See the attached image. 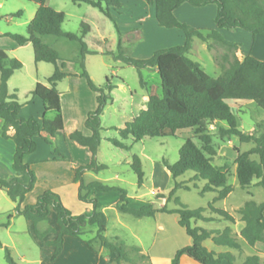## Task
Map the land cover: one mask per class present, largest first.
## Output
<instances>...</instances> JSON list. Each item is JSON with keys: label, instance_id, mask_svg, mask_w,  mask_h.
<instances>
[{"label": "trees", "instance_id": "trees-1", "mask_svg": "<svg viewBox=\"0 0 264 264\" xmlns=\"http://www.w3.org/2000/svg\"><path fill=\"white\" fill-rule=\"evenodd\" d=\"M73 1L87 3L98 8L117 26L116 19L121 13V0ZM146 2L155 6L159 26L181 29L185 34V41L181 45L158 49L148 58H136L126 51L122 37L119 35L117 50L106 53L138 69L144 87L146 82L142 76V69H155L161 79L162 94L150 93L147 105L141 108L133 119L126 121L122 126H115L119 137H110L108 141L113 146L128 151L130 145L124 142L126 139L139 142L144 137L175 136L179 130L183 129L194 128L197 131L202 142L201 146L193 138L188 137L180 149L178 161L171 162L165 157L161 160V164L169 171L174 183L169 192L156 193L157 198L165 199L164 205L157 207L149 202L139 208H134L129 204L128 192L125 188L100 180L87 181L85 179L86 170L92 169L98 172L107 167L105 163L98 162L97 154L102 141L101 115L106 104L112 99L111 93L115 86L109 78H107L106 85H96L86 69L85 56L92 51L88 48L84 37L90 31V25L87 22H81L80 33L65 30L63 28L65 13L51 7L49 0H41L35 16L28 25V35L6 33L20 46L31 42L36 62L45 61L54 64V71L48 77L49 84L37 82L31 91L32 97H38L43 102L44 113L41 116H20L23 104L19 102L16 93L9 92L8 81L16 70L23 67V63L16 57H10L6 50L0 48L2 136L14 140L15 151L12 167L16 171V175L10 178L0 175V188L16 202V207L5 213V220L0 222V229L7 228L15 215H22L32 222L34 233L38 238L42 239L48 233L56 232L54 239L46 241L48 245L54 247L52 259L61 253L65 236H72L84 240L95 251L106 249L112 253L115 252L114 264L123 262L138 264L133 256L141 258H150V256L141 253L138 246L133 248L136 254L131 255L122 239L108 238L105 234L108 217L104 212V206L97 197H90L92 191L119 190L121 195L116 206L124 213L136 217L155 216L158 212L178 214V222L185 228L191 242L176 251L171 264H180L184 254L200 264H222L224 260L228 264H237L233 252H217L204 244L205 240L212 239L216 245L242 250V245L231 226L223 229H209L196 224L200 220L204 222L226 220L232 223L236 221L235 215L231 214L222 203L235 187L228 181L230 176L228 166H218L213 163L217 149L212 143V135L208 132L205 122H222L226 124L219 128L222 136L235 135L240 142L253 144L245 151L236 148L235 174L241 189L251 187L254 179L258 180L256 185L264 189V130L242 131L230 103V100L253 101L264 109V60L244 52L240 42L226 39L219 31L221 28L228 30L241 28L250 32L254 37L264 36V0H146ZM186 2L196 7L216 4L215 27L197 28L179 20L174 11ZM21 15L22 11L19 10L12 16ZM50 34L80 42L81 70L74 75L85 77L91 90L97 94V107L88 113L85 122L91 133L85 134L81 129L74 128L68 134V137L78 146L88 148L91 156L88 164L72 166L73 181L79 184L78 198L90 205L89 210L78 214L73 213L64 204L61 196L52 189H46L39 194L35 203L23 204L26 194L33 190L37 181L35 170L24 161L25 155L34 152L37 148L35 137H42L51 146L55 159H66V155L54 145L52 138L65 127L61 92L57 84L70 73L58 63L59 52L42 40L43 35ZM195 40L206 42L209 48H212L214 43L222 44L226 48L220 61L221 73L217 77L206 72L199 61L189 56ZM47 111H54L55 117L47 118ZM10 127L15 130L12 136L8 134ZM130 163L137 174L138 185L142 186L145 173L140 157L133 155ZM190 171L193 172L190 181L202 182V186L197 182L192 186L198 189L200 196H206L211 192L216 193L204 206H189L177 195L182 187L191 189L186 181L178 180ZM171 201L173 206L169 205ZM216 202L220 204L216 205ZM51 210L56 214L55 222L58 229L49 226L40 230L38 224L48 220ZM237 212L240 219L244 221L240 235L246 242L251 246H255L257 242H264V202L244 198ZM87 226L95 229L89 231L86 229ZM87 231L93 233L92 238H84ZM0 247L5 251L4 258L7 264H22L14 258L11 248L1 239ZM241 264H261L260 255H248Z\"/></svg>", "mask_w": 264, "mask_h": 264}, {"label": "rangeland", "instance_id": "rangeland-1", "mask_svg": "<svg viewBox=\"0 0 264 264\" xmlns=\"http://www.w3.org/2000/svg\"><path fill=\"white\" fill-rule=\"evenodd\" d=\"M0 3H2L0 5V46L8 48L7 53L11 57L18 58L23 63V67L16 70L8 81L9 92L16 93L20 103H28L32 98L31 91L37 82L49 84L48 77L54 71V64L45 61L36 62L31 42L28 45L17 46L16 42L7 36L6 33L28 35V25L35 16L39 5H35L30 0H0ZM121 3L122 14L118 15L116 26L98 8L87 3H75L73 0H49L51 7L65 13L66 17L63 23L65 30L80 33L81 22L84 21L91 25V34L85 40L92 51V53H88L85 56L86 69L96 85H106L107 78H109L110 82L115 86L111 93L112 99L106 104L101 115L102 141L97 154L98 162L105 163L107 167L98 172L92 169L86 170L85 179L87 181L100 180L110 185L125 188L128 192L131 207L139 208L149 202L161 207L164 205L165 199L157 198L156 193L169 192L174 186L170 174L167 176L164 171L166 168L161 164L162 158H168L171 162L178 161L180 149L188 137L193 138L199 146L202 145V142L197 131L192 128L179 130L175 136L144 137L139 142L126 139L124 142L130 145V150L128 151L113 146L108 141V138L119 137L115 126H122L125 121L130 120L132 114H137L141 108L145 107L150 93L161 95L162 87L159 73L155 69H142V76L146 82L144 87L141 83V75L138 69L116 60L112 54L105 52L117 50L120 35L125 49L130 55L136 58H148L158 49L184 44L185 34L179 28L159 26L155 16V8L147 4L145 0H121ZM185 7L189 8V10L197 9L196 6L188 3L185 4ZM19 10L22 11L21 16H12ZM180 11V15L185 20L183 22L191 25L189 21L194 19L193 10L186 11V9L181 8ZM10 16L12 18H9ZM211 18L210 15L205 17L202 24L213 28L214 21ZM238 30L246 32L243 29ZM240 34L243 33H234V36L237 37ZM42 40L59 52L60 59L58 63L63 66V69L76 76L74 74L81 70L80 42L52 34L43 35ZM242 42L246 44L247 41L243 39ZM204 43L206 42L195 40L193 50L189 53V56L199 61L206 72L212 76H217L221 73L220 61L226 48L222 44L214 43L212 48L208 47V50H204ZM12 45L16 47L15 51L9 50ZM57 88L59 91L65 92L68 88V81L59 82ZM91 97L92 92L87 93L81 86H78L73 94H64L65 132L57 137L59 148L64 152H70L72 158L81 164H85L90 160L89 152L86 148L79 147L70 141L66 132L73 125L79 126L82 131L89 132L85 122L88 116L86 115V108L91 103ZM230 103L237 116L239 128L242 131L259 132L264 130V109L253 101L230 100ZM29 109L36 112L39 109L38 102L29 106ZM46 117L53 119L55 112L47 111ZM205 124L208 132L212 135V143L217 149V155L214 156L213 163L218 166H228L230 172L228 181L235 187L232 194L223 200V206L238 217L237 209L242 205L244 198L264 202V189L256 185L257 179H254L251 187L241 189L235 174L236 148L245 151L253 144L242 143L235 135L222 136L219 128L226 126L222 122L206 121ZM65 141L68 143L67 146ZM133 155H138L141 159L142 169L145 173V180L142 186L138 185L137 174L131 167L130 161ZM72 163L67 160H57L41 164L37 169V181L33 194H41L47 187L57 188L58 186L60 191L50 189L61 196L64 204L73 213L78 214L83 212L84 203L79 200L77 188L74 186ZM192 176L193 172L190 171L178 178L179 181H186V184L190 185L191 189L182 187L178 190L177 195L189 206H204L216 193L211 192L206 194V196H200L198 189L192 188L193 184L197 182L196 180L190 181ZM197 183L202 186V182ZM5 197V201L8 204L7 212H10L13 210V204L15 203L8 196ZM115 198L116 194L114 191L102 193L100 196V200L105 204L104 212L108 217L105 234L110 239H122L131 255L136 254L133 248L138 246L141 253L150 256V258L133 256L134 261L138 264H171L176 251L191 242V238L185 228L179 224L177 214L158 212L155 216L136 217L120 211L116 206L117 204H115ZM218 204L220 202H216V205ZM169 205L173 206V202L171 201ZM5 215H0V222L5 220ZM26 223H28V220L24 216H20L14 226L15 230L18 229L20 231L18 233L20 238L27 237V233L24 231ZM196 224L209 229H222L231 225L236 230L234 234L239 239L242 250L235 251L226 246L216 245L212 239L205 240L204 244L209 249L217 252H237L241 259L248 255L259 254L264 264V242H258L260 251L249 245L243 237L238 235L239 229L234 223L226 220L210 222L200 220ZM86 229L90 231L95 228L87 226ZM89 231L84 235L85 239L92 238L93 233ZM6 233V230L0 229L2 238L9 241ZM14 246L13 248L9 247L12 255L17 260H19V253L32 251L31 248H27L26 244L20 241L16 242ZM105 252L107 254L111 253L108 250H105ZM4 257L5 251L0 247V264H7ZM110 263L114 264V261L112 260ZM122 264L131 263L123 262ZM180 264L200 263L184 254Z\"/></svg>", "mask_w": 264, "mask_h": 264}, {"label": "crops", "instance_id": "crops-1", "mask_svg": "<svg viewBox=\"0 0 264 264\" xmlns=\"http://www.w3.org/2000/svg\"><path fill=\"white\" fill-rule=\"evenodd\" d=\"M30 1L34 2L35 5H39L41 0H30ZM145 2H146V0H145ZM185 4H187V2L181 4L174 11L179 20L185 21L184 18H182V16L179 13V12H181L180 11L181 8L186 9V11L193 10L192 15H193L194 19H192V21H189V23H191V26L197 27V28H210V27H207L204 24H202V22L205 20V17H207L209 15H210V17H212L211 19L214 21L216 13H217V5L216 4H209L206 6L197 7V9H190V10H189V8L185 7ZM0 5H2V3H0ZM149 5H151V4H149ZM152 6L155 8L154 5H152ZM120 14H122V12ZM155 16H156V9H155ZM184 17H189V16H184ZM9 18H12V16H10ZM214 27H215V22H214ZM238 29H241V28H236V29H232V30L221 28V29H219V31L226 39H228L230 41L240 42L242 44L241 47H242V50L244 52L251 53L253 56L257 57L258 59L264 60V36L257 35L254 37L250 32H248V31L243 32V31H240ZM91 31H92V27L90 25V31L88 32V34H86V36L84 37V40L88 39L89 35L91 34L90 33ZM234 33H243V34H240L239 36L236 37V36H234ZM243 39H246V41H247L246 44L244 42H242ZM29 43L30 42H27L24 45H28ZM17 46H20V45L17 44ZM0 48L6 50V52H8V48L2 47V46H0ZM88 48H89V46H88ZM203 48H204V50L205 49L208 50V45L206 43H204ZM9 50L15 51L16 47L12 45L11 48H9ZM100 51L105 52L104 50H100ZM12 57H14V56H12ZM68 73H70V72H68ZM73 73H75V72H73ZM217 76H215V77H217ZM64 80L68 81L67 90L65 92L60 91L61 92V105H62V112H63L64 120L66 119V116L64 113V108H63L64 94L65 93H67V94L75 93L78 86H81V88L84 89V91H86L87 93L92 92L91 103L86 108V111H87L86 115H88V113L91 110H94L97 107V99H96L97 94L93 90H91V88L89 87L88 82H87L85 77L73 76L70 73V75L66 76L63 80H61L59 82H63ZM57 87H58V84H57ZM36 102H38V104H39V109L36 112L35 111L33 112L32 110L29 109V106H31L32 104H35ZM22 104H23V106L20 109V116H23V117H30L33 115L34 116H41L44 113L43 102L38 97H32L30 102L22 103ZM137 114H135V115L132 114L130 120L133 119ZM2 123H3V121L0 118V175L3 177H6V178H10V177L16 175V171L12 167V159H13V154L15 151V143H14V140L12 138H4L2 136ZM64 124H65V121H64ZM74 128L79 129V126L77 127L76 125H73L66 132L67 137H68L69 132ZM14 131H15L14 128L10 127V129L8 130V134L10 136H12L14 134ZM63 132H65V127H64L63 131L56 133L55 136L52 138V140H53L54 145L62 153H64L66 155V159H62V158L55 159L54 155L52 154V151H51V146L48 143H46L42 137H40V136L35 137V140L37 142V148L34 152L26 154L24 157V161L26 163H29L30 166L35 170L36 173L38 171L37 170L38 167L41 166V164H44L48 161L67 160V161L73 162L72 166L75 164H81L72 158V155L70 154V152L69 153L64 152L62 149L59 148V144L57 142V137ZM83 132L85 134L91 133L90 130H89V132H86V131H83ZM66 133H64V134H66ZM69 140L72 141L75 145H77L70 138H69ZM65 145L66 146L68 145V143L66 141H65ZM82 148H86V147H82ZM86 149L88 150V148H86ZM88 152H89V150H88ZM89 156H90V152H89ZM90 159H91V156H90ZM89 162H90V160L88 162H86L85 164H88ZM164 171L166 172L167 176H169V174H170L169 171L167 169L166 170L164 169ZM73 174H74V172H73ZM72 179H73V176H72ZM74 186H75V188H77V191H78L79 184L75 182ZM50 188L54 189L55 191L59 190L58 186H57V188L56 187H50ZM50 188L47 187L45 189H50ZM33 192H34V190H32L26 194V197L24 199L23 204H32V203L36 202L39 193L33 194ZM114 192L116 194V198H115V201H116L115 204H116L120 198L121 192L119 190H114ZM102 193H105V192L92 191L90 194V197H97L99 202L103 206H105V204H103L102 201L100 200V196ZM4 194H6V195H4ZM5 196H8L7 193L0 188V215L1 214L5 215V213L7 212V209H8L7 208L8 204H7V201H5L6 200ZM14 203L15 204H13V209L16 207V202H14ZM83 203H84L83 211L89 210L90 205L85 203V202H83ZM226 209L228 210V208H226ZM229 212L231 214H233L232 211H229ZM20 216H22V215H15L11 221V224L7 228H2V230H6V232H7L6 235L9 238V241L4 240V238H2V234H0V239L2 240V242L5 245H9L12 248L15 247L14 245L16 244V242L20 241L23 244L25 243L27 248L32 249V251H25V252L19 253V260L18 261L22 264H110V262L112 260H114V258L116 257L115 252H113V253L111 252V253L107 254L105 252L106 249H100L99 251H95V250L91 249L84 240L77 238V237L65 236L64 244H63V248H62L61 253L55 259H52L54 247L48 245L46 243V241L54 239L56 237V232H50L44 238L40 239L34 233V227H33L32 222L30 220H28V223L25 224L26 227L24 229V231L27 233V235H26L27 237L26 238H20L18 235V233H20V231L18 229L17 230L14 229V226L16 225V222H17L18 218H20ZM55 220H56V214L53 210H51L48 220L40 222L38 224V227L40 230H44V229L48 228L49 226H52L57 230L58 227L56 225ZM263 220H264V216H263ZM19 222L21 223V221H19ZM234 224L239 229L238 235L240 237H242L240 235V230L244 226V221H242L240 219V217L238 216V217H236V221L234 222ZM229 226H231V225H229ZM233 232H236V230H234V228H233ZM219 246H221V245H219ZM254 247L260 251V249L258 248V242L255 244ZM234 250L239 251L236 249H234ZM234 254L236 256V263L237 264H241L245 260V258L247 257L246 256L245 258L241 259V258H239L237 252ZM260 258H261V256H260ZM225 263L228 264L226 260H224L222 262V264H225ZM261 264H263L262 261H261Z\"/></svg>", "mask_w": 264, "mask_h": 264}]
</instances>
